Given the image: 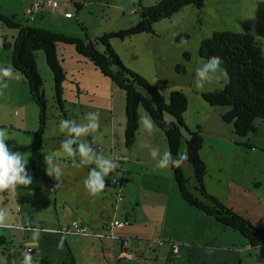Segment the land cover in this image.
Here are the masks:
<instances>
[{"label": "rangeland", "instance_id": "rangeland-1", "mask_svg": "<svg viewBox=\"0 0 264 264\" xmlns=\"http://www.w3.org/2000/svg\"><path fill=\"white\" fill-rule=\"evenodd\" d=\"M27 1L0 0V13L6 17L14 16L16 21L24 23L23 12ZM57 1L60 5L59 11L69 12L73 18L69 20L64 18L62 21H52V23L49 20L39 22V18H37L36 22L29 23V26L44 27L51 32L65 36L93 40L104 33L127 29L137 24L140 20L137 13L139 1L142 6H151L160 0H137L131 8H121L123 12L110 7V5L101 6L107 2L111 4L114 0H106L107 2L96 0L87 6L83 5L85 0H71L80 2L79 9H76L73 4H69V0ZM220 31L251 35L254 40L259 42L264 56V0H203L202 7L199 9L187 6L171 18L156 22L153 25V34L140 33L124 40L112 39L110 45L122 65L154 86L166 103L169 102L170 93L181 92L183 94L187 102L183 118L185 125H189V129L194 130L190 124L195 120L202 119L209 121V129L216 135H226L230 131L229 128L233 129L232 122L222 119L226 118V114H215L212 111L209 114L203 112L200 117L197 116L204 101L202 96L215 89L221 90L227 83L226 73L223 70L217 72L212 82L204 86L198 87L194 82L195 69L203 61L197 54L201 40ZM180 34L189 35L186 43L177 41ZM15 36L16 30L9 29L0 23V129L7 131V143L14 145L13 150L24 153L28 157L32 135L37 130L39 110L29 96V89L25 81L19 73L14 72L11 68V50L4 49L2 45L3 38L11 43ZM56 51L64 72L61 107L55 99L53 75L46 64L44 52L37 51L35 57L46 100V129L42 136L43 158L46 154L58 149L64 138L58 129L60 119H75L79 122L85 112L99 111L101 113L100 129L88 137L79 138V140L91 141L95 139L97 152L104 156L111 155L120 161L121 166L120 169L118 167L115 170L114 174L110 173L106 178L105 189L100 193L93 194L83 184L90 166L76 167L72 158H61L60 162L64 169L61 181L55 182L49 177L50 181L45 184L52 186L55 192L53 230L56 228V224H62V227L70 224L71 220L79 221L76 220L77 218L66 221L69 215L75 213L70 211V207L74 204L83 208L89 207L91 213L97 211V216L94 218L97 224L102 221L106 223L114 218L111 205L113 208L115 207L112 198L114 194L118 193V190L112 189V182L123 181V201L119 202L116 218H119L123 212L135 213V219L131 223L137 221L136 228L132 227L126 232L134 234L131 238L132 247L137 254H140L139 259L125 264H150L149 262L153 264L154 257H156V264H186L185 258L171 257L174 254L165 244L169 242L175 246L177 245L175 242L179 243V235L174 229L173 221L183 216L182 211L177 209L173 200L175 194V199L178 202L172 173L170 168H158L149 154L152 147H157L161 151L167 149L164 136L160 131L154 130L155 132L148 133L143 129L140 121L147 114L139 107V130L133 145L126 148L124 145V93L109 79L103 77L88 60L79 56L72 45L58 44ZM184 54H187V58ZM205 104L209 106L206 102ZM211 108L215 109L216 107ZM255 125V135L250 134L243 140L254 137L264 144V122L257 121ZM246 144H243L245 147L243 149L250 153H247L243 158L244 169L255 176L259 173L258 178L264 180V152L257 155L260 152L259 148L257 146L253 148L250 143L249 149ZM238 159V154H236V161ZM238 162L240 164V161ZM181 164L184 176L191 177V167L187 161ZM113 175L116 176V179L111 182ZM192 181L191 177L190 182L192 183ZM45 192V188H43L42 193L45 194ZM40 197L41 194L36 195V201L33 203L35 208H39L41 204ZM180 203L185 202L180 200ZM203 227H206L209 234L219 236V231L215 230L213 226L209 228V225H205ZM98 230L100 232H91L90 229L91 235L88 236L62 234L65 240L72 242L70 245L73 248L76 264H86L84 254L80 255L81 252H84L86 237H89L93 244V246H89L88 250H100L104 240L102 236H105V241H112L108 234H101L100 228ZM53 233L56 234L55 230ZM237 234L239 237L240 234ZM232 235L230 234L228 239L234 243L236 238H233ZM171 239L172 241H170ZM213 243L217 245L215 241ZM108 245L110 250L114 249L111 243ZM164 247L169 250L168 261L165 257L167 250ZM53 251V257L60 258L61 253L58 250ZM88 260L90 264L100 263V261L91 258Z\"/></svg>", "mask_w": 264, "mask_h": 264}, {"label": "trees", "instance_id": "trees-1", "mask_svg": "<svg viewBox=\"0 0 264 264\" xmlns=\"http://www.w3.org/2000/svg\"><path fill=\"white\" fill-rule=\"evenodd\" d=\"M202 3L203 0H160L154 5L142 6L139 1L137 13L140 20L137 24L127 29L104 33L93 40L69 37L45 28L29 26L25 19L21 23L14 16L6 17L0 13V23L16 30V36L11 43L5 38L2 39L3 48L11 50V68L21 75L28 86L31 100L39 110L37 130L32 135L28 156L27 170L32 176V184L14 187L22 194V200L27 202L32 192L39 191L49 181L42 153V136L46 129V100L43 82L35 64L36 53L42 50L45 54L46 64L53 75L55 99L61 107L64 72L56 48L58 44L72 45L79 56L88 60L103 77L124 93L125 147L130 148L137 136L138 108L141 107L152 118L156 129L163 134L168 150L174 155L187 152L192 183L191 177L184 176L182 164L170 167L181 199L189 207L212 218L223 227L239 233L251 249L264 247V229L256 228L247 218L237 214L205 190V165L199 157L202 145L200 129L191 131L184 123L187 102L183 94L170 93L169 102L166 103L154 86L122 65L110 45L112 39L124 40L140 33L153 34V25L156 22L171 18L187 6L199 9ZM79 7L76 5V9ZM188 39V34H180L177 41L186 43ZM197 54L201 59L220 56L224 61L222 70L227 75V83L221 90L215 89L206 93L202 99L211 107L229 108L225 113L226 118L222 119L233 123V133L237 137L244 139L256 133L255 122H264V56L259 42L249 34L214 32L209 38L201 40ZM184 55L187 58V54Z\"/></svg>", "mask_w": 264, "mask_h": 264}, {"label": "crops", "instance_id": "crops-1", "mask_svg": "<svg viewBox=\"0 0 264 264\" xmlns=\"http://www.w3.org/2000/svg\"><path fill=\"white\" fill-rule=\"evenodd\" d=\"M30 1L31 0L27 1L24 9H26ZM94 1L96 0H85L83 5L87 6V4L90 2L94 3ZM136 1L137 0H114L111 4L106 1L108 4L104 3L101 6L105 7L110 5V7L112 6V8H116V10L120 9L121 12H123L121 8H131ZM68 3L73 4L75 7L76 5H80L78 1L72 2L69 0ZM64 13L69 12H61L58 8L55 12L42 15L38 20L39 22H44L46 20L51 21V23L52 21L59 22L64 19ZM34 22H36V20ZM204 104L205 102L203 101L200 110L198 109L199 112L197 111L198 117H200L203 112L209 114L213 111L215 114H225L229 111V108L219 107L214 109ZM188 126L186 127L188 128ZM190 126L194 127V130L197 126L200 129L202 146L199 150V157L205 165L203 183L207 193L215 197L222 204L231 208L237 214L247 218L256 228L264 229V180L258 178V176H260L259 173L255 176L253 173H249L245 170L242 162L245 155L250 153V151L244 150V143H247L246 145H250L251 143L253 148L257 146L260 151L257 150V152H259L257 155L264 152V144L254 139V137L243 140V138L237 137L231 128H229L230 131L226 135H216L215 132L209 129V121L202 119L195 120ZM155 130L159 131L158 129ZM236 154H238V161H240V164L236 161ZM117 162L121 166L120 161L117 160ZM46 183L41 186L39 191L32 192L27 202L22 200L20 197L22 194L15 188L0 190V264H76L73 248L70 245L72 242L67 239L65 240L62 234L58 232L62 224H56L54 230L57 235L53 233V206L55 207L56 205L55 199L53 203V197H55V192L53 191V187L50 185L46 186ZM120 183V189L113 185L112 189L115 188L118 190L123 201V181H120ZM43 188H45V194L42 193ZM175 189L177 190L176 184ZM37 194H41V204L39 208L33 206ZM117 194H114L112 198L115 207L113 208L111 205L114 218L108 220L106 223L102 221L97 224V221L94 220L97 216V211L91 213L89 207L83 208L76 204L70 207V211L75 213L69 215L66 221L77 218L76 220H79L77 222L88 227V233L90 229L91 232H100L98 230L100 228L101 234L111 235V240L113 239L111 242L105 241V236H102L104 240L102 241L100 250H88L89 246H93V244L92 240L86 237L84 252L80 253V255L84 254L86 264H90L88 260L90 258L100 261L99 264H117L115 257L120 250L119 241L121 239H129L127 249L134 255L132 260L122 262L121 264H125L126 262L131 263L140 258V254H137L132 247L131 238L134 234L126 232V230L132 227L136 228L135 223H137V221L131 223L132 220L135 219V213L130 214L128 212H123L120 214L119 218H116V212L120 205V201L115 199L117 198ZM175 197L176 195L174 194L173 200L177 209L182 211L183 216L173 221L174 229L179 235L178 242L180 244L175 242L177 245L174 246V244L169 242L165 243L174 254L171 257L177 259L180 257L185 258L186 264H264V247L251 249L244 238L241 239L242 237L240 235L239 237L237 236V232L222 227L221 225V227L218 226V223L212 218L189 207L186 203H180L182 199L179 196L178 190L177 200L179 203L176 201ZM113 219L118 221L128 220L130 225L122 229H114L109 233L105 231L104 228L107 223ZM72 221L73 220H71V222ZM205 225H209V228L213 226L215 230L219 231V236L209 234L205 229L206 227H203ZM91 232L90 234L80 236L91 235ZM230 234H233V238H236L234 243L228 239ZM64 235L75 234L69 233ZM170 241H172V239ZM213 241H215L217 245H215ZM89 243L91 244L88 245ZM109 243L114 246L113 250L108 248ZM235 245L236 248L234 249ZM237 245H239L238 248ZM164 248L167 250V247ZM24 250H29L30 255L26 256ZM53 250H58L61 253L60 258L53 257ZM169 255V250H167L165 256L167 257V261ZM152 261L153 264H156V257H154ZM149 263L151 264V262Z\"/></svg>", "mask_w": 264, "mask_h": 264}, {"label": "clouds", "instance_id": "clouds-1", "mask_svg": "<svg viewBox=\"0 0 264 264\" xmlns=\"http://www.w3.org/2000/svg\"><path fill=\"white\" fill-rule=\"evenodd\" d=\"M25 11L26 9H24V19L26 16ZM33 22L26 21V23ZM223 63L224 61L220 56L204 58L202 63L195 69V85L200 87L211 83L215 74L222 70ZM140 123L148 133L156 129V124L148 115L143 116ZM100 127L101 113L99 111L85 112L79 122L75 119H60L58 129L64 138L61 140L58 149L46 154L43 158L46 164L45 173L47 176L55 182L61 181L64 175V169L60 162L61 158H72L76 167L90 166L83 180L84 187L93 194L102 192L105 189L106 178L110 173L114 174L120 165L111 155L104 156L97 152L95 139L91 141L87 139L79 140L81 137H88ZM7 142V131L0 129V190L31 185L32 176L26 167L28 165L27 157L24 153L14 151V145H9ZM149 154L160 169L178 166L188 159L186 151L174 155L168 149L161 151L157 147L150 148ZM115 179L116 176L113 175L111 182Z\"/></svg>", "mask_w": 264, "mask_h": 264}, {"label": "built area", "instance_id": "built-area-1", "mask_svg": "<svg viewBox=\"0 0 264 264\" xmlns=\"http://www.w3.org/2000/svg\"><path fill=\"white\" fill-rule=\"evenodd\" d=\"M59 8V2L57 0H31L25 11V20L27 22H33L37 18H40L42 15L48 14L49 12H55ZM64 18L70 19L72 15L70 13H64ZM112 185L120 189L121 184L117 181H113ZM117 201H121L122 197L120 193L117 194ZM130 225L128 220H111L107 223L104 230L107 232H112L114 229H122ZM60 234H75V235H87L88 227L77 222H71L70 224L64 225L58 229ZM110 238L111 235H109ZM129 245L128 239H121L119 242L120 250L118 255L115 257L117 264H121L125 261H130L133 258V253L128 251L127 246ZM25 255L29 256V250H24Z\"/></svg>", "mask_w": 264, "mask_h": 264}]
</instances>
